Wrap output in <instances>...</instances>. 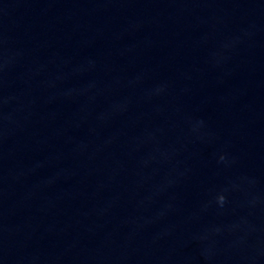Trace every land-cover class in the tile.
<instances>
[{
  "label": "water",
  "instance_id": "water-1",
  "mask_svg": "<svg viewBox=\"0 0 264 264\" xmlns=\"http://www.w3.org/2000/svg\"><path fill=\"white\" fill-rule=\"evenodd\" d=\"M0 264H264V0H0Z\"/></svg>",
  "mask_w": 264,
  "mask_h": 264
},
{
  "label": "clouds",
  "instance_id": "clouds-1",
  "mask_svg": "<svg viewBox=\"0 0 264 264\" xmlns=\"http://www.w3.org/2000/svg\"><path fill=\"white\" fill-rule=\"evenodd\" d=\"M220 200L222 201L223 200V197H221Z\"/></svg>",
  "mask_w": 264,
  "mask_h": 264
}]
</instances>
